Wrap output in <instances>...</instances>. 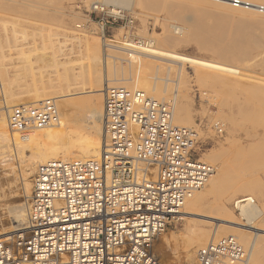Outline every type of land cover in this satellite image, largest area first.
I'll return each instance as SVG.
<instances>
[{
  "label": "rangeland",
  "instance_id": "rangeland-1",
  "mask_svg": "<svg viewBox=\"0 0 264 264\" xmlns=\"http://www.w3.org/2000/svg\"><path fill=\"white\" fill-rule=\"evenodd\" d=\"M205 1L209 3L207 4ZM96 2L103 3L110 8H118L123 14L121 23L119 22L118 25L107 29L104 37L106 41L98 33V17L92 15L88 23L83 16L76 13L78 5L87 6ZM255 2L257 7H264V0H255ZM210 3H212V0H0V37L3 38V44L6 46L5 55L8 57L6 58L8 61L6 62V78L1 71L2 65L6 63L0 62L3 94H6L4 97L7 107L11 109L20 105L31 106L29 104H37L38 106L41 101L53 98V92L59 96L65 94V99L60 97L54 99V101L57 102V110L60 113V117H65V121L72 127L71 113L74 112V109L67 107V102H64V100L69 101L70 99L68 98L81 100L83 102L81 113L85 114L89 109L102 110L104 92L99 91V84L103 86L107 78L109 80L107 84H110L109 87L126 86L133 89L130 77L127 78V76L136 73L135 64L132 65L130 63L131 66L123 61L122 58H127L126 52L119 51L123 55V57L120 55L121 58L115 53L118 49L107 46L108 44L118 45L125 35L134 43L153 40L155 46L160 47L161 50L167 49L166 51L180 55L198 57L238 68L248 79L238 81L234 87V80L230 76L225 77L212 73L203 74V71L196 72L188 65L183 66L181 74H177L178 66L168 64L159 59L146 58L148 61H145L146 59L143 58L145 66L143 68H149L147 67L149 65L154 66L152 71H150L152 68H149L150 70L147 69L150 73L146 70V74H150L155 79V82L159 83L161 90L167 80L169 84L168 90L171 91L169 92L171 95H162L161 98L156 97L157 95L155 96L152 93H147L148 96L170 101V98L172 99L178 94L181 105L189 114L190 124L185 126L197 130L199 134L198 144L194 148V157L197 159L203 157L204 160L209 159L208 161H201L212 166L215 171L218 162L226 163L227 160L230 162L234 157L238 159L234 158V161L230 162L232 169L228 166V180H231H227L228 183L226 182L219 189L218 196L216 195L215 197L217 201L214 198L211 199L210 207L207 206L209 207L207 210V207L205 208L206 215L226 221L230 219L227 213L228 210L231 212L232 218L237 219L240 224L253 223L259 229L264 230V215L259 213L255 207L256 205L263 206V197L261 198L257 193H255L256 196H253L255 206H247L251 212L248 220L240 216V212L234 206L233 201L244 198L246 194L238 193L234 196V199H227L228 186L240 178L249 179L251 182H254L252 179H256V183H260L264 187V160H262L264 158V96L260 97L262 101L254 99L256 104L252 100L249 90H247L257 87L264 93V12L260 13L255 8L257 12L253 14L257 15H251L247 10H240L234 7L232 1L229 2L232 5L231 7H233L232 10H224L219 3H214V1L212 4ZM130 19L133 21V25L130 28H125ZM78 25H83L84 28L78 30ZM175 28L184 29V31L176 33ZM164 36L168 39L173 36L170 39H177L178 43L168 46L158 43ZM74 38L78 40H74ZM98 46L100 55H105L101 64L97 60L96 55ZM151 61L155 62L156 65ZM48 62L50 64H47ZM162 63L163 68L160 66ZM63 64L68 65L67 67L72 68V70L65 71ZM166 64L168 65L167 67ZM168 67L171 68L169 74L166 70ZM79 71L82 72L78 74ZM98 72L101 73L100 76L102 75L99 83H90L89 76ZM123 72L128 75L122 76L121 73ZM108 73L112 75L108 76ZM250 78L256 80L252 81ZM114 80L118 82H114ZM229 80H232L231 84H229L231 82ZM215 81L217 84H215ZM10 82L11 84H9ZM111 82H122V84L114 85ZM128 82L129 84H123ZM240 82L242 85H247L242 86ZM241 87H244V89ZM177 89L179 93H177ZM36 91L41 96L39 101L33 99ZM249 96L250 100L247 98ZM3 106V103L0 104V116L5 118L4 112L1 110ZM85 109L87 112L84 111ZM67 115H71V117ZM229 118L235 120L236 124H238L237 127L232 128ZM215 122H220L224 126L221 134L214 129L213 124ZM175 123L180 124L177 120H175ZM7 129L9 135H15L10 131L8 125ZM31 133H34V131L30 132L29 135ZM233 134L235 138L232 137ZM17 136L19 137L18 134ZM103 141L104 138H102ZM5 144L4 141L0 142L1 146L5 147ZM8 146L10 148L9 153H7L6 149H3L4 151L0 150V186L7 188L6 184H2L4 183L2 178L3 175L10 176L9 178L12 179L11 182L13 184L9 183L6 194L12 197H8V199L13 202L11 200L7 201L6 196L4 198L6 201H3V203L5 202L4 205L0 207V235H2L1 228H5V231H7L12 219L6 209L10 205H13L12 208L10 207L11 210L14 209L17 203L19 205L25 199L19 173L22 168L21 165L31 155L30 149L16 148L12 141L9 142ZM255 147L260 148L261 152ZM254 149L258 152H255ZM223 151H225L224 155L222 154L224 153ZM253 152L254 157H252ZM261 153L263 155L260 157L259 154ZM214 155L216 156L214 157ZM253 158L256 160L253 161ZM229 162L226 164L229 165ZM31 182L33 183V181ZM17 186L19 189H17L18 192L16 194ZM12 187L15 188H13L15 191L11 190ZM22 188L23 190H20ZM225 188H227L226 191ZM221 193H226V195L224 194L223 196L222 194L220 196ZM214 202L215 204H217L216 202L220 203L222 208H220V204L215 205ZM214 207H216L217 211L213 209ZM252 209L256 211H252ZM202 210L204 211V209ZM202 210L201 212H203ZM193 218L196 217L189 216L186 219H178L167 228L163 235L155 240L154 252L161 264H191L192 260L189 262L190 259L186 257V246L189 239L193 236V232L212 231L215 228L213 224H209L208 219L198 221L193 220ZM217 223L224 224L223 222ZM225 228V226L217 228L222 233L221 238L222 236H229L228 230ZM246 230L251 231L249 239L250 241L254 240L257 250L253 256V262H249V264H264V233L254 236V231ZM246 232L244 231L243 233ZM14 234L2 235L0 239L7 237V239H10ZM208 243L210 242L200 245L196 252ZM244 248L248 252L249 247L244 246ZM195 263L197 264L196 253L192 264Z\"/></svg>",
  "mask_w": 264,
  "mask_h": 264
},
{
  "label": "built area",
  "instance_id": "built-area-1",
  "mask_svg": "<svg viewBox=\"0 0 264 264\" xmlns=\"http://www.w3.org/2000/svg\"><path fill=\"white\" fill-rule=\"evenodd\" d=\"M233 5L243 4L234 0ZM256 8L264 12V7ZM76 13L88 23L92 15L98 17L102 39L123 20L120 9L99 2L78 5ZM132 25L130 19L125 28ZM123 39L130 41L126 35ZM57 118L55 101L46 99L37 107L12 108L7 124L24 138ZM102 120L98 159L37 167L24 229L0 239V264H161L155 240L179 219L186 201L207 184L214 168L194 157L199 134L173 123L170 101L124 86L107 87ZM213 127L223 132L220 122ZM248 259L232 236L196 252L197 264H248Z\"/></svg>",
  "mask_w": 264,
  "mask_h": 264
},
{
  "label": "bare ground",
  "instance_id": "bare-ground-1",
  "mask_svg": "<svg viewBox=\"0 0 264 264\" xmlns=\"http://www.w3.org/2000/svg\"><path fill=\"white\" fill-rule=\"evenodd\" d=\"M213 1H214V3L215 2L219 3L221 8L224 10H232L233 9V7H231L232 5L229 4V2L230 1L233 2V0H212V3H213ZM236 1L243 4L242 6L238 7L240 10H247V12H249V14H251V15L253 13L257 12V10L255 9L257 7V5L255 4L256 3L255 0H246L247 2L245 0H236ZM206 3L208 4L209 2H206ZM212 3H210V4H212ZM246 4L249 6L246 7ZM219 9H220V7H219ZM253 15H257V14H253ZM259 21H260V19H259ZM254 28H256V27H254ZM180 31H184V29L175 28L176 33L180 32ZM244 34H246V33H244ZM166 36L162 37V39L160 41H158V43H161L165 46L166 45L167 46L168 45H176L178 43L177 39H170V38H173V36L170 37L169 39ZM250 37H251V35H250ZM254 38H256V37H254ZM256 39H258V38H256ZM74 40H78V39L74 38ZM105 43H107V42H105ZM256 45H257V43H256ZM107 46H111L112 48L118 49V50H116L118 52L113 50V51H115V53H117L118 56L122 55V54H120L121 52H119V51L126 52V54H127L126 59L122 58L123 55H122V57L120 56L123 59V61L127 62L129 64L132 63V65L135 64V67L133 66L137 70V71H135L136 73L134 72L135 74L132 73L130 76H127L128 74L125 75V72L121 73L122 76H127V78L130 77L129 79L131 80L130 81L131 87L134 90H139V91L145 93L146 95H148L147 93H152L155 96L157 95L156 97H158V98H161L162 95H164V96L168 95L169 92H171L170 90H168V88H169L168 81L167 80L165 81V86L161 90V87L158 85L159 83L155 82V79H153V77H151L150 74L147 75L145 72L147 69L150 70L151 68L152 69L150 71H152L154 66H150V65L147 66L150 69L149 68H143V67H145L143 58H145V59L146 58L159 59V60L167 62L168 64L178 66L177 74H181V69L183 68V66L188 65L196 72L197 71L198 72L203 71L204 72L203 74H205V73L211 74L212 73V74H217L219 76H225V77L230 76L231 78H233L232 80H234V85H233L234 87L237 85L236 83L238 81L248 79V77L246 75L242 74L238 68H235L233 66H229V65H226V64H223L220 62H213V61L205 60V59L198 58V57L180 55V54H177L174 52L166 51L167 49L161 50L160 47L155 46V43L153 40H148L146 42H140V43H134L133 41L124 40L122 38V40L120 41V43L118 45H109L108 44ZM5 48H6V46L3 44V38L0 37V62H4V63L8 62L6 59L8 57H6V55H5ZM95 50H96V48H95ZM43 51H45V50H43ZM96 55H97V60L100 62V64H101V62L103 63V60H104L103 56H105V55H102V56L100 55L99 46H98V50L96 52ZM145 61H148V59H146ZM49 62L47 64H50ZM152 63L155 64V62H152ZM6 66H7V63L2 65V67H1V71L3 72L5 78L7 75L6 74L7 73L6 72ZM64 66H65L64 67L65 71H68L69 69H70V71L72 70V68L67 67L68 65H64ZM160 66H162V68H163L164 67L163 63L160 64ZM167 66L168 65L166 64V67ZM169 67H171V66L169 65ZM169 67L166 68L168 74L171 72V68H169ZM126 68H127V66H126ZM155 68L159 69L158 67H155ZM173 68H176V67H173ZM148 70H147V72L150 73ZM81 72L82 71H79L78 74ZM131 72H132V70H131ZM100 74H101L100 72H98L97 74H91L89 76V80H90L89 82L90 83H92V82L99 83L100 77L102 76V75L100 76ZM109 75H112V74L108 73V76ZM119 77H120V75H119ZM115 78H117V77H115ZM123 78H126V77H123ZM76 79H77V77H76ZM250 79L252 80V78H250ZM232 80H229V81H231V82H229V84L232 83ZM254 80H256V79H254ZM254 80H252V81H254ZM0 81H1V76H0ZM107 81H109L108 78L104 81L103 86L101 84H99V91L105 92L106 88L110 86V84H107ZM115 81H117V80H114V82ZM223 82H220V83H223ZM226 82H228V81H226ZM119 83L122 84V82H119ZM119 83H112V84L117 85ZM262 83H260V84H262ZM1 84L3 86L2 81H1ZM9 84H11V82ZM123 84H129V82L123 83ZM215 84H217V82ZM257 84H259V83H257ZM240 85H242L241 82H240ZM245 85H247V84H245ZM245 85H242V86H245ZM250 85H253V84H250ZM112 87H114V86H112ZM124 87H126V86H124ZM246 87H250V86H246ZM255 87H256V84H255ZM241 88L244 89V87H241ZM128 89H130V88H128ZM247 90H249V94L251 95V98L254 102L256 101L254 99L261 100L260 97L264 96V93L261 92L262 90L258 89L257 87L256 88H249ZM177 93H179L178 89H177ZM67 94H70V93H67ZM4 95H6V94H3L4 106L1 107V110H3L6 121H7V113L10 111L9 109H11V108L7 107V103H6ZM52 95H53V98H51V99H53V100L65 96V94L64 95L62 94V96H59V95H57V93H54V92L52 93ZM169 95H171V94H169ZM54 96H56V97H54ZM40 97L41 96H39L37 91H36L35 95L33 96V99H37V101H39ZM178 97H179V95L176 94L174 97H172V99L170 98V102L172 103V107H173V123L176 126L187 127L185 125H189L190 124L189 120H191V119H189V114H187L184 107L181 105L180 99ZM150 98H153L157 101H165L166 100V99L159 100V99L154 98V97H150ZM247 98L249 99L250 96ZM64 99H65V97H64ZM68 99H70V100L69 101L64 100V102H67L66 103L67 107H71L72 109H74V112L71 113L72 117H71V115H67V116H70L72 121H73L72 127L68 125L67 121H65L66 120L65 117H63V118L60 117V113L58 112L57 121L55 123H53L52 125H50L48 128H44L41 130H35L34 133H31L30 135L28 134L24 138L18 137L17 134L14 133L16 135V137L19 138V139H17V138L15 139V135H13V134L9 135V133H8V129H7L8 124H6L5 118L0 116V142L4 141L6 143L5 147L0 145V150L2 149L1 151H4L3 149H6L7 153H9L10 148H9L8 144L10 141H12V143H14V146H16V148L19 147L23 150H25V149L31 150L30 157L25 159L23 165H21L22 168H21V171L19 173L20 174L19 175L20 182L22 183V186L24 188V190H23V188L20 190L24 191L23 193H25V199L22 202H20L19 205L17 203V206H15V208L12 210H11V208L13 205H10V206L8 205L9 208L10 207L11 208L10 209L8 208L6 210L8 212V215H10V217H12V219H11V223L9 224V228H8L9 231L8 230L5 231L6 230L5 228L4 229L1 228L2 235H4V236L5 235H11L14 233L17 234L18 232H20L21 230L24 229V226L26 223V212H27L28 202H29V198H30V194H31V186H32L31 181H33L31 179L34 177V174H35L36 169H37V165H41V164H45V163L53 162V161H63V162H69V161H75V160H77V161H90V160H96L100 156L102 146H103L102 138H104L103 137L104 131L102 130L103 101H102V110L101 109H89L87 112L85 109L84 111L87 113L84 114V113H81L83 110V102L81 100H75L72 98H68ZM178 99H179V101H178ZM61 100H63V99H61ZM55 104L57 107V102H55ZM29 105H31L32 107L37 106V104H29ZM263 107H264V105H263ZM70 111H68V112H70ZM259 115H261V114H259ZM175 120H177L180 124L175 123ZM229 123L231 124L232 128H235L238 125V124H236L234 119H230V118H229ZM181 124H183L184 126ZM260 128L262 129V127H260ZM260 128H258V129H260ZM249 132H251V131H249ZM254 134H255V132H254ZM232 137L235 138L234 134ZM226 140H228V138H226ZM256 149L261 152L260 148L259 149L256 148ZM256 149H254L255 152H258V151H256ZM223 152L224 153H222V154L224 155L225 151H223ZM226 152H227V150H226ZM262 153H263V150H262ZM262 153L259 154L260 157H261V155H263ZM217 155H221V154H217ZM252 155H253L252 157H254V152ZM215 156L216 155H214V157ZM256 156L258 157V155H256ZM217 157H219V156H217ZM234 158H236V157H234ZM234 158L232 159L233 161H234ZM218 159H220V157ZM218 159H215V160H218ZM200 160L208 161L209 159L204 160L203 157H200ZM236 160H238V159L236 158ZM255 160L256 159H254L253 161H255ZM262 160H264V158ZM227 162H229V161L227 160ZM226 163L225 162H218V164H217L218 166L216 168V171L214 170V173L211 175L207 184L202 189L195 192L194 195L188 201H186V203L184 204L183 208L180 211L179 219L180 218L186 219V218H189V216H195L196 218H193V220L195 219L198 221H205V219H208L209 224H213L215 226V228L212 231H209V230L204 231V232L194 231L192 234L193 236L191 238L189 237L190 239L187 242V246H186V251H187L186 257L190 259L189 262L192 260L191 264L193 263V260H195L196 249L200 245H202V244L205 245L204 243L216 241V240L221 238L222 233H220L217 230V228L219 226H225L226 227L225 229L228 230L227 232L229 233V236L234 237L239 242L240 245L243 244L247 248L249 247V250L247 252L248 257H249L248 264H249V262H253V256L256 254L257 250H256V244H255L254 240L250 241V239H249V236L251 235V233H250L251 231H248L246 229H250V230H252V232L254 231L253 232L254 236H257V234H259V233H264V230L259 229L253 223H247L246 225L240 224L237 221V219L235 220L232 218L231 212L228 211L227 209L226 210L230 216V219H228L226 221L218 219L217 217H214V216L206 215L207 213L205 211L210 207L211 199L212 198L215 199L216 195L218 196L217 193H219L218 192L219 189L223 185L226 184V182L229 178L228 166L230 167L231 163L229 165H227ZM233 164H236V163H233ZM230 169H232V168L230 167ZM9 177L10 176L3 175V178H2V181L4 183H2V182L1 183L6 184L7 188H5V187L3 188V186L2 187L0 186L1 187V189H0V207L2 205H4V203H5V202L3 203V201L5 200L4 198L7 196L6 193H7L8 187H9V183L12 180ZM230 180L231 179H229L228 181H230ZM255 180L252 179V181L255 182L254 183V182L249 181V179L240 178L239 180L232 182V184L228 186V191H227L228 197H227V199L228 198L230 200L234 199V196L237 195L238 193L246 194V196L242 199L233 200L234 206L239 210L240 216L243 217V219H245V220H248L250 215H251V212L249 211L247 206L248 205H250V206L254 205L255 206V201L253 200V196H256L255 193H257L258 196H261V198L262 197L264 198V187L260 183H256ZM11 184H13V183L11 182ZM257 184H259V185H257ZM12 186H14V185H12ZM18 186H17L16 190L19 189ZM13 188L14 187H12L11 190L15 189V188L14 189ZM226 190H227V188H225V191ZM15 192L17 194L18 190ZM222 194L223 193H221L220 196ZM224 194L226 195V193H224ZM224 194H223V196H224ZM19 195L21 196V194H19ZM8 197L9 196H7L6 199H8ZM9 198H12V197H9ZM9 200H11V199H8L7 201H9ZM215 200L217 201V199H215ZM216 203L217 204H215V202H214L215 205L220 204V203L218 204V202H216ZM6 204H8V203L6 202ZM207 206H209V207H207ZM219 206H221L220 208H222L221 204ZM255 207L259 213L264 215V204H263V206L256 205ZM205 208H206V210H205ZM215 208L216 207H214L213 209H215ZM224 208H225V206H224ZM202 209H204V211ZM254 209H252V211ZM6 210H5V212H6ZM201 210L203 212H201ZM215 210L217 211V209H215ZM256 210H254V211H256ZM220 213H222V212H220ZM217 222H223L224 224H219ZM223 229H224V227H223ZM244 231L245 232L247 231V232L243 233ZM248 232H249V234L247 235ZM2 235H0V236H2ZM223 237H226V236H222V238ZM259 250H261V249H259Z\"/></svg>",
  "mask_w": 264,
  "mask_h": 264
}]
</instances>
